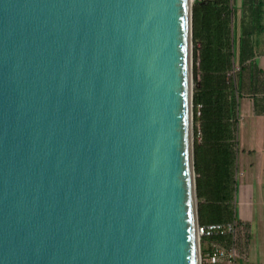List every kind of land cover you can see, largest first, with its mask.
<instances>
[{"label": "water", "instance_id": "1", "mask_svg": "<svg viewBox=\"0 0 264 264\" xmlns=\"http://www.w3.org/2000/svg\"><path fill=\"white\" fill-rule=\"evenodd\" d=\"M194 1L0 0V264H200Z\"/></svg>", "mask_w": 264, "mask_h": 264}, {"label": "trees", "instance_id": "2", "mask_svg": "<svg viewBox=\"0 0 264 264\" xmlns=\"http://www.w3.org/2000/svg\"><path fill=\"white\" fill-rule=\"evenodd\" d=\"M230 1L234 2L195 0L192 5L194 168L198 220L205 228L201 236L203 252L209 251L211 244L221 247L234 244L231 233L225 228L221 230L228 233L219 234L208 227L224 225L233 219L230 202L235 184L233 167L238 151V104L243 96V82L251 89L246 94L247 98H253L255 108H261V104L256 103L259 97L264 102V70L258 68L255 61L244 64L255 53L243 54L241 58L235 55L237 21L235 7ZM252 13L255 16L250 20L259 21L262 29L263 12L258 8ZM240 24L246 26L243 20ZM242 44L245 50L247 41L242 39ZM234 66L239 69L232 74ZM247 69L248 81L241 76Z\"/></svg>", "mask_w": 264, "mask_h": 264}, {"label": "crops", "instance_id": "3", "mask_svg": "<svg viewBox=\"0 0 264 264\" xmlns=\"http://www.w3.org/2000/svg\"><path fill=\"white\" fill-rule=\"evenodd\" d=\"M260 2L262 3L261 7ZM230 5L235 7L236 12V46L234 45L236 57L239 56L241 58L244 57L243 54L252 55L255 53V56H250L251 59L246 60L244 64L255 61L258 68L264 70V0H234V2L230 1ZM258 8L263 12L260 22L263 25L262 29H260L259 21L254 22L250 20V17L255 16L252 11L257 10ZM242 20L247 26V33L249 36L246 33V26L244 27V25L242 26V24H240ZM242 39L247 41V47H245V50L243 49ZM233 68H235V66ZM236 69L238 70L239 67L237 66ZM242 75L245 76V80L248 81V69L242 72L241 76ZM242 88L243 96L239 98L238 104V116L240 117V122H242L245 117H257L258 121L247 122L244 124L243 128L247 131L257 130L258 133L260 131L264 133V113L262 112L264 102L262 98L259 97L256 103L261 104V108L259 106H256L255 108L253 98H247L246 93H249L251 89L246 82H243ZM257 108H259V111H257ZM241 146L243 147L244 155L249 154L251 157L252 154H254V152H252L253 147L249 143L246 142L244 145V142H242ZM250 157H242V164L246 167L248 173L254 174V181L250 182L249 180L241 179L236 182V169L238 168L235 161L233 167V179L235 180V184L233 185L234 192L230 207L233 216L238 212V216L241 220L240 227L243 228L246 224L249 225L251 231L258 235L260 240L257 243L246 245L240 253L241 260H239V264H246L249 262L264 263V220H258L251 217L255 211L261 208L263 198L258 192L260 181L259 168L256 170V163L258 162ZM262 175H264V172ZM258 213L259 211H257V214Z\"/></svg>", "mask_w": 264, "mask_h": 264}, {"label": "rangeland", "instance_id": "4", "mask_svg": "<svg viewBox=\"0 0 264 264\" xmlns=\"http://www.w3.org/2000/svg\"><path fill=\"white\" fill-rule=\"evenodd\" d=\"M234 45L236 46V38ZM237 71V69L232 70V74H234ZM199 109V107H197ZM257 111H259V108H257ZM192 113H193V106H192ZM199 114V111L197 112ZM258 121L257 117H245L242 122H239V129L237 132V146L238 151L236 153V166L238 169H236V182L237 180H249L250 182L254 181V174L248 173L245 166L242 164V157H250L249 154L244 155L243 147L241 146V143H249L253 147L254 154L250 157L253 160H256L258 163H256V170L259 168V189L258 192L263 198L262 206L259 210V213L257 214V211H255L251 217L258 219V220H264V141H263V133L260 131L259 133L257 130H244L243 126L247 122H256ZM195 137L193 136V139ZM260 218V219H259ZM240 218L238 216V212L235 216H233V219L231 222L226 223V225H223V228H228L231 235H232V241L236 245L237 250V258H236V264H238V261L241 260L240 253L241 251L246 247V245H250L252 243H257L260 240V237L253 233L249 227V225H245V227H240ZM246 264H264V263H254L249 262Z\"/></svg>", "mask_w": 264, "mask_h": 264}, {"label": "built area", "instance_id": "5", "mask_svg": "<svg viewBox=\"0 0 264 264\" xmlns=\"http://www.w3.org/2000/svg\"><path fill=\"white\" fill-rule=\"evenodd\" d=\"M208 229L215 230L219 234L230 232L228 228H225L228 232L221 230L224 229L223 225L220 226L212 225L209 226ZM204 231L205 228L200 226V230H199L200 235H204ZM237 256L238 254H237L236 246L233 244H231L228 247L215 246L211 244L210 250L207 252H203V256L201 258L200 264H236Z\"/></svg>", "mask_w": 264, "mask_h": 264}, {"label": "flooded vegetation", "instance_id": "6", "mask_svg": "<svg viewBox=\"0 0 264 264\" xmlns=\"http://www.w3.org/2000/svg\"><path fill=\"white\" fill-rule=\"evenodd\" d=\"M233 245H235V246H236V245H239V244H233Z\"/></svg>", "mask_w": 264, "mask_h": 264}]
</instances>
